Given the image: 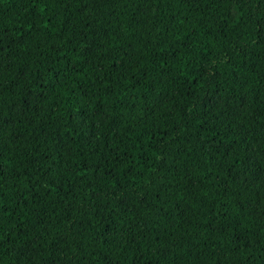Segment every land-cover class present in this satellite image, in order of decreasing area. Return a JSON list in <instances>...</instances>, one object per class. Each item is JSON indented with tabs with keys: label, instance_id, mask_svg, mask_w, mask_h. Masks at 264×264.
<instances>
[{
	"label": "trees",
	"instance_id": "1",
	"mask_svg": "<svg viewBox=\"0 0 264 264\" xmlns=\"http://www.w3.org/2000/svg\"><path fill=\"white\" fill-rule=\"evenodd\" d=\"M0 264H264V0H0Z\"/></svg>",
	"mask_w": 264,
	"mask_h": 264
}]
</instances>
